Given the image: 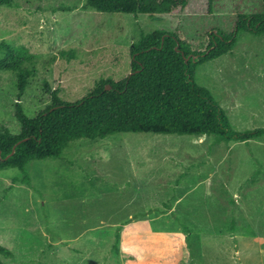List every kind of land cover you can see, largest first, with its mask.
Returning <instances> with one entry per match:
<instances>
[{"label":"rangeland","instance_id":"obj_1","mask_svg":"<svg viewBox=\"0 0 264 264\" xmlns=\"http://www.w3.org/2000/svg\"><path fill=\"white\" fill-rule=\"evenodd\" d=\"M85 1L0 6V42L35 56L21 99L31 117L52 103L45 82L76 102L101 80L124 79L142 34L165 30L196 47L209 31L230 33L238 13L262 11L261 0H212L211 11L208 0H190L202 12L151 17ZM195 79L234 130L264 128V36L240 33ZM17 102L16 74L0 70V124L16 134ZM0 246L11 250L6 264H264V136L119 132L73 140L60 158L32 160L25 171L1 169Z\"/></svg>","mask_w":264,"mask_h":264},{"label":"trees","instance_id":"obj_2","mask_svg":"<svg viewBox=\"0 0 264 264\" xmlns=\"http://www.w3.org/2000/svg\"><path fill=\"white\" fill-rule=\"evenodd\" d=\"M13 1L0 0V6H11ZM261 4L260 12L238 13L230 33L209 31L196 47L165 30L142 34L130 47L131 74L119 81L101 80L76 102L62 100L59 90H51L45 82L52 103L34 117L25 113L21 99L31 77L37 73L33 65L35 56L25 45L0 42V50L6 53L0 59V70L17 76L15 115L21 124L17 134L0 124V170L12 167L25 171L32 160L60 158L73 140L105 138L119 132L213 135L217 142L263 137L264 128L260 127L243 132L234 130L225 109L195 79L196 67L232 52L240 33L264 36V0ZM89 7L101 12L151 17L180 11L202 12L201 6L194 7L190 0H86L84 8ZM211 7L212 0H208L209 11ZM11 254L9 248L0 246V264H6L3 255Z\"/></svg>","mask_w":264,"mask_h":264},{"label":"crops","instance_id":"obj_3","mask_svg":"<svg viewBox=\"0 0 264 264\" xmlns=\"http://www.w3.org/2000/svg\"><path fill=\"white\" fill-rule=\"evenodd\" d=\"M130 63H131V61H130ZM166 186H168V185L166 183H163V188H165V190H166ZM181 186L180 185H176L175 188H182ZM159 188L162 189L161 187H159ZM163 193L167 194L166 191L163 192ZM171 197H173V198H180L181 196H178L177 193H174L173 195H171Z\"/></svg>","mask_w":264,"mask_h":264},{"label":"water","instance_id":"obj_4","mask_svg":"<svg viewBox=\"0 0 264 264\" xmlns=\"http://www.w3.org/2000/svg\"><path fill=\"white\" fill-rule=\"evenodd\" d=\"M130 74H131V73H130ZM107 89H108V90L111 89V85H110V84H108Z\"/></svg>","mask_w":264,"mask_h":264}]
</instances>
